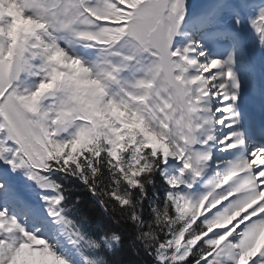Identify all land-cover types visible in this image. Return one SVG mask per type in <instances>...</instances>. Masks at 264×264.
<instances>
[{"label": "snow or ice", "instance_id": "obj_1", "mask_svg": "<svg viewBox=\"0 0 264 264\" xmlns=\"http://www.w3.org/2000/svg\"><path fill=\"white\" fill-rule=\"evenodd\" d=\"M0 264H264V0H0Z\"/></svg>", "mask_w": 264, "mask_h": 264}]
</instances>
